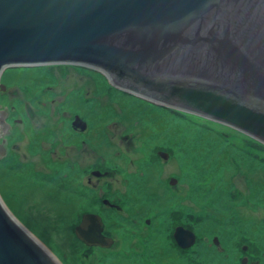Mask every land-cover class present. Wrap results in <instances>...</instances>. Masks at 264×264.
Returning <instances> with one entry per match:
<instances>
[{
	"label": "rangeland",
	"instance_id": "obj_1",
	"mask_svg": "<svg viewBox=\"0 0 264 264\" xmlns=\"http://www.w3.org/2000/svg\"><path fill=\"white\" fill-rule=\"evenodd\" d=\"M0 83L7 89L0 92V110L7 107L13 118L23 120L13 142L28 154L21 158H28L37 173H27V184L39 200L17 205L24 207L21 222L41 233L64 264H264V144L226 125L119 90L104 74L86 67L8 68ZM75 115L90 119L88 134L72 133L68 121ZM70 138L93 144L81 159L113 173L111 190L119 189L114 197L121 204L145 219L156 218L158 247L146 254V261L144 252L130 247L89 251L73 235L68 183L58 182L60 171L51 164L62 161L66 168L70 157L31 153L40 146L38 152L46 151L47 143L53 150L54 142L64 145ZM27 174L0 173V181L22 183L11 199L28 196ZM166 223L183 225L195 235L194 243L179 245Z\"/></svg>",
	"mask_w": 264,
	"mask_h": 264
},
{
	"label": "water",
	"instance_id": "obj_2",
	"mask_svg": "<svg viewBox=\"0 0 264 264\" xmlns=\"http://www.w3.org/2000/svg\"><path fill=\"white\" fill-rule=\"evenodd\" d=\"M56 65L264 144V0H0V79ZM175 239L188 248L195 235ZM0 264H64L1 194Z\"/></svg>",
	"mask_w": 264,
	"mask_h": 264
},
{
	"label": "flooded vegetation",
	"instance_id": "obj_3",
	"mask_svg": "<svg viewBox=\"0 0 264 264\" xmlns=\"http://www.w3.org/2000/svg\"><path fill=\"white\" fill-rule=\"evenodd\" d=\"M6 91L7 89L4 92ZM12 116L11 109L2 107L0 110V173H5L8 170V172H20L24 175L28 173L32 177H36L37 173H33L36 170L35 165L30 164L28 158L25 162L22 159L26 158L28 154L22 153L20 145L13 142L23 120ZM68 123L72 133L84 135L90 131L89 118L81 117L80 119L75 115V118ZM36 140L40 142L39 139ZM92 146L93 144L85 138L82 140L70 138L65 140L64 145L54 142L53 150H51V145L47 143V147H44L46 151L38 152L40 148L43 149L40 146L35 151L32 149L31 153L32 155L43 153L42 156L45 157L50 153L55 155L58 152H64L70 157V162L66 168H62V161L51 162V164L60 171V173L56 172L58 182L66 181L68 183L66 189L69 190V195L65 198L70 203L71 228L77 239L81 240L78 235L80 234L89 240L88 243L80 241L83 242L82 244L87 250L92 252L96 250H123L130 247L132 250L144 252V260L146 261L148 259L146 254H153V250H157L158 247L153 238L158 233L157 220L150 217L143 218V214L139 210H134L138 213L134 214V211H129L130 209H127L117 197H114L118 195L119 189L111 190L113 184L109 180L113 173H110L102 165L94 166V162L91 160L81 159L82 156L89 154ZM28 174L24 179L26 185H24V190L28 191V196L19 197L15 200L10 198V193L14 192L15 189L16 191L23 189L22 183L18 185L19 181L14 179L9 181L5 177L0 181L3 190L6 192L4 194L0 187V194L11 210V205L17 207L19 203L27 202L26 200L30 202L33 196V192L30 191L27 184L30 176ZM47 179L50 181L52 178ZM169 225L166 226V230L170 232L174 240L177 228L186 229L183 225L176 227ZM99 237L102 238L101 242L98 241ZM89 257V254L85 256L87 259ZM143 264L148 263L144 262Z\"/></svg>",
	"mask_w": 264,
	"mask_h": 264
},
{
	"label": "trees",
	"instance_id": "obj_4",
	"mask_svg": "<svg viewBox=\"0 0 264 264\" xmlns=\"http://www.w3.org/2000/svg\"><path fill=\"white\" fill-rule=\"evenodd\" d=\"M0 187H1V182H0ZM2 189V188H1ZM33 196H34V194H33ZM33 196L31 197V200H30V202L28 201V200H26L27 202H25V203H34V198H33ZM37 200H35V202H36ZM11 208H12V210H13V212L15 213V215L19 218V220H24V207H16V206H12L11 205Z\"/></svg>",
	"mask_w": 264,
	"mask_h": 264
}]
</instances>
